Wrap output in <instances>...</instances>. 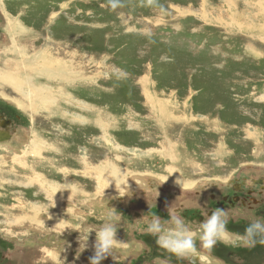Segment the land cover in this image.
I'll return each instance as SVG.
<instances>
[{
    "label": "rangeland",
    "instance_id": "374dc122",
    "mask_svg": "<svg viewBox=\"0 0 264 264\" xmlns=\"http://www.w3.org/2000/svg\"><path fill=\"white\" fill-rule=\"evenodd\" d=\"M123 3L0 0V264H90L111 208L101 264H137L152 216L182 207L198 237L210 194L264 176V0Z\"/></svg>",
    "mask_w": 264,
    "mask_h": 264
},
{
    "label": "clouds",
    "instance_id": "9594fccd",
    "mask_svg": "<svg viewBox=\"0 0 264 264\" xmlns=\"http://www.w3.org/2000/svg\"><path fill=\"white\" fill-rule=\"evenodd\" d=\"M108 6L112 10L123 7V0H107ZM142 6L149 8H159L163 12L164 6L159 4V0H142ZM70 197V196H69ZM230 217L223 208L214 210L198 226L200 231L198 237L194 234L192 227L186 222L178 210L168 209V219L160 216H152L146 221V231L156 237V244L167 252L175 255L179 259H184L192 264L194 258L199 255L196 241H200L203 249L210 250L218 242L225 244L239 243L246 247H254L258 243L264 245V220L252 219L244 229L242 235L233 237L228 232V221ZM120 217L116 215V210L105 213L104 222L95 229L94 255L89 257L90 264H101L108 256L116 244L117 222ZM83 247L80 249L83 250Z\"/></svg>",
    "mask_w": 264,
    "mask_h": 264
},
{
    "label": "flooded vegetation",
    "instance_id": "af4514ba",
    "mask_svg": "<svg viewBox=\"0 0 264 264\" xmlns=\"http://www.w3.org/2000/svg\"><path fill=\"white\" fill-rule=\"evenodd\" d=\"M0 102L2 103L0 104V143H10L13 136L11 126L14 124V118L9 110L11 104L2 98H0ZM9 186L11 185L9 184ZM166 193L157 197L159 204H165L171 198V194L166 195ZM220 208L229 209V222L237 225L235 226L239 230L237 233L231 232L228 228V232L233 237L242 235L252 219L264 220V176L252 177L248 183L239 179L234 183L232 192L221 193L219 196L210 194L205 207L199 209L196 222L200 225L212 211ZM179 209L182 207L174 210ZM134 215L143 217L140 212L134 213ZM196 246L199 255L194 258L192 264H212L211 262L217 264H264V245L259 243L254 247H246L238 242L229 244L218 242L212 249L206 250L201 247L197 238ZM144 247L137 264H145L148 261L147 254H156L159 249L156 243V248L153 243L146 244ZM169 261L172 264H189L187 260L179 259L175 255L170 256Z\"/></svg>",
    "mask_w": 264,
    "mask_h": 264
},
{
    "label": "bare ground",
    "instance_id": "6f19581e",
    "mask_svg": "<svg viewBox=\"0 0 264 264\" xmlns=\"http://www.w3.org/2000/svg\"><path fill=\"white\" fill-rule=\"evenodd\" d=\"M21 57H22V56H21ZM46 63H47V62H46ZM46 65H47V64H46ZM47 66H48V65H47ZM41 68H45V65L42 66ZM48 68H49V66H48ZM5 79H7L9 82H11V85L14 86V87L17 88V89H18L19 86L22 85L21 82H19L18 79L11 78V76L6 77ZM26 83H27L28 86H30V83H29V82H26ZM34 89H35V92H36L37 96H38L41 100H44V98H42V97L39 96L40 92L42 91L41 87H34ZM33 93H34V91H33L32 89H30V93L26 94V97H27V98H30V100H31V96L34 95ZM2 97H4V96H2ZM117 180H118V179H117ZM125 182H126V181H125ZM113 183H114V181H113ZM123 184H124V183H123ZM121 187H122V186H121Z\"/></svg>",
    "mask_w": 264,
    "mask_h": 264
}]
</instances>
